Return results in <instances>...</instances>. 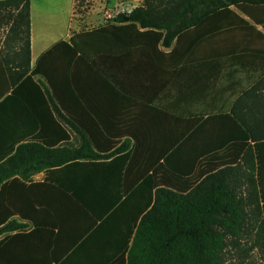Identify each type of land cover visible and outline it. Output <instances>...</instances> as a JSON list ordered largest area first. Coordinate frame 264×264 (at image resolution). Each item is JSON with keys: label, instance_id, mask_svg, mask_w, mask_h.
<instances>
[{"label": "trees", "instance_id": "16d2710c", "mask_svg": "<svg viewBox=\"0 0 264 264\" xmlns=\"http://www.w3.org/2000/svg\"><path fill=\"white\" fill-rule=\"evenodd\" d=\"M3 25L0 236L24 228L7 222L2 183L68 168L50 264H223L250 223L264 253V0H143L33 69L30 0H0ZM223 78L238 95L208 110L230 103L215 90Z\"/></svg>", "mask_w": 264, "mask_h": 264}, {"label": "crops", "instance_id": "0c3cea01", "mask_svg": "<svg viewBox=\"0 0 264 264\" xmlns=\"http://www.w3.org/2000/svg\"><path fill=\"white\" fill-rule=\"evenodd\" d=\"M75 1L30 0L31 69L35 68L39 62L44 65H57L60 61H63L62 56L66 50L63 43L69 44V40L73 34L79 32L73 19L76 8ZM118 1L122 0H109L107 9H114ZM130 4L138 7L139 4H143V0H128L123 5L124 7H128ZM112 22L105 21V23ZM164 51L167 52L169 50L164 49ZM40 79L43 80L41 77ZM227 85L226 80L223 78L215 86V90H219L217 95L225 97L226 101L230 99V103L225 102L224 109L223 100L211 101L209 102L208 110H228L238 92L234 95L232 92L227 91ZM246 86L242 82V87L246 88ZM84 109L88 110V108H81V110ZM201 109L202 105L194 107V110ZM131 110L136 114L138 108L136 106V108H132ZM80 122V124L85 125L84 120ZM71 127L70 123H66L67 132L71 136L69 143L72 146L77 145L81 141V136L74 132ZM131 143L133 142L131 141ZM255 158L257 163V182L264 196V142L256 146ZM74 174L76 172L68 168L43 170L33 173L27 179L17 174L2 183L1 209L2 211H14L7 222L16 221L19 224H23L24 228L21 232L4 233L0 236V241H2V245L0 246V264L51 263L48 243L51 235L56 232V230L53 232L50 226H48L52 213V204L56 201V194L66 191L67 185L72 183ZM34 222H41L43 224L42 226L35 227Z\"/></svg>", "mask_w": 264, "mask_h": 264}, {"label": "rangeland", "instance_id": "374dc122", "mask_svg": "<svg viewBox=\"0 0 264 264\" xmlns=\"http://www.w3.org/2000/svg\"><path fill=\"white\" fill-rule=\"evenodd\" d=\"M126 1L128 0L118 1L117 5L122 4L124 6ZM108 2L109 0H91L84 7L77 1L75 16L73 17L77 30H85L105 24L104 13L108 10ZM135 3L137 2L135 1ZM140 5L142 4H139L138 7ZM138 7L136 6V8ZM7 27V25H3L0 28L1 42L6 35ZM257 231L258 224L250 223L241 233L239 239L235 242L228 240L223 264H264V253L261 248L262 238L261 235H257Z\"/></svg>", "mask_w": 264, "mask_h": 264}, {"label": "built area", "instance_id": "2783aa9c", "mask_svg": "<svg viewBox=\"0 0 264 264\" xmlns=\"http://www.w3.org/2000/svg\"><path fill=\"white\" fill-rule=\"evenodd\" d=\"M77 1L79 2L78 4L86 7V5L91 1V0H76L75 1V6L77 5ZM79 6V5H78ZM136 6L133 4H130L128 7H124L122 5H117L114 7L112 10H106L104 13V19L106 21H114V19L119 15V14H125L129 13L132 11Z\"/></svg>", "mask_w": 264, "mask_h": 264}]
</instances>
